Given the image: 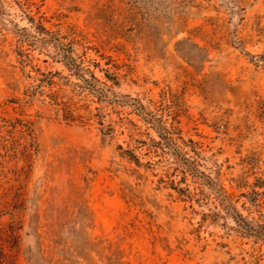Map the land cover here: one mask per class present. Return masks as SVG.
I'll use <instances>...</instances> for the list:
<instances>
[{
	"label": "rangeland",
	"instance_id": "374dc122",
	"mask_svg": "<svg viewBox=\"0 0 264 264\" xmlns=\"http://www.w3.org/2000/svg\"><path fill=\"white\" fill-rule=\"evenodd\" d=\"M245 226L264 234V0H0V264H264Z\"/></svg>",
	"mask_w": 264,
	"mask_h": 264
},
{
	"label": "trees",
	"instance_id": "16d2710c",
	"mask_svg": "<svg viewBox=\"0 0 264 264\" xmlns=\"http://www.w3.org/2000/svg\"><path fill=\"white\" fill-rule=\"evenodd\" d=\"M31 23L35 24L34 21H32ZM41 29L44 35L47 36L42 40V43L46 46H52L55 51L56 62L60 63L69 72V74L76 79L77 88H80L82 91L89 92L91 95L100 99L101 101H113V103H119L115 102L114 100H107V91L110 88H108L105 83H102L97 79V77L95 76V72L91 70L89 66H85L83 61L77 59L74 56V51L70 45H66L60 40L52 38L50 32H47L42 27ZM19 55L20 57H22V52H20ZM95 67L99 68L98 64H95ZM50 76L54 75L51 74ZM106 78L112 81L114 85L117 83V79L112 78V76L108 72H106ZM47 84L52 86L54 85V82L51 80L47 82ZM54 101L57 102V98H55ZM136 103L137 104H134V109L136 110L137 115L152 128V130L156 133L157 137L160 139V142H163L162 144L166 145L165 147L168 148L169 151H171L172 149V151L176 153L175 155L172 154L174 155L173 157H175V160L178 163L184 165V167H187L184 168V173L191 175L194 178L201 179L200 176L204 174L203 172H200V165L196 162V160L198 159V154L196 150H191L196 156V159L193 157H188V154L180 150V147H178L175 143L173 136L177 135L176 132H180V130L177 126L174 125V123L178 122H176V120H173L174 122L168 125V122H163L162 119L156 116V114L152 112L146 113L145 107L140 102ZM63 111L64 120L73 121V116L66 107L63 109ZM207 186L211 189V191L222 194L224 199L229 201L228 198L230 197L227 196V193L222 186H218L217 180L209 179V183ZM183 191L184 190H180L181 193ZM239 218L242 219L241 216ZM247 229H249L252 233H256V235H259L260 237H264V234H257V232L253 228L249 227Z\"/></svg>",
	"mask_w": 264,
	"mask_h": 264
}]
</instances>
